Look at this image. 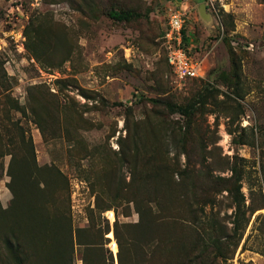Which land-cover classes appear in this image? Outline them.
I'll return each mask as SVG.
<instances>
[{"label":"rangeland","instance_id":"rangeland-1","mask_svg":"<svg viewBox=\"0 0 264 264\" xmlns=\"http://www.w3.org/2000/svg\"><path fill=\"white\" fill-rule=\"evenodd\" d=\"M92 1L139 16L115 21L82 0H0V109L9 96L24 110L10 117L30 134L44 197L65 207L72 231L68 261L49 228L33 243L25 234L26 251L37 247L43 264H264V0ZM169 2L186 10L203 72L179 83L160 45ZM167 105L191 107L188 133H172L185 119ZM10 158L0 157V223L16 214ZM234 181L239 195L226 189ZM17 182L25 195L28 182ZM192 187L209 194V228L190 223ZM0 258L12 264L1 241Z\"/></svg>","mask_w":264,"mask_h":264},{"label":"trees","instance_id":"trees-1","mask_svg":"<svg viewBox=\"0 0 264 264\" xmlns=\"http://www.w3.org/2000/svg\"><path fill=\"white\" fill-rule=\"evenodd\" d=\"M82 2L84 3V5L88 4L87 9L89 11L94 9L93 12H90L91 14H104L115 21H129L132 19H136L139 16L136 11L130 9H115L109 4L99 5V3H97V5L99 6L92 8V6L94 5V2L92 0H82ZM80 4L78 5V7H80V9H83L82 3ZM182 32L186 33L184 25ZM184 40H186V36L184 37ZM3 75L4 74L2 72V75L0 74V77H2ZM151 101L153 103L155 101L157 102V100L153 99H151ZM7 102L8 104L4 105L0 109V157L5 154H8L11 157L7 166V173L11 179L14 180V178H16V181L13 185H10L9 183V188L13 192V195L15 197L14 201L16 205V214L15 216H11L7 223H4V216H2L1 218L2 222L0 223V227L3 226V232L0 234V241L3 251L5 252L6 258H8V260H10V263L12 264H43V252H41L40 250L38 251L37 247L35 249L28 250L27 252V245L25 244L24 240L28 236L29 243H33L34 235L36 232H43L45 229L49 228L56 238V241L58 240V237L62 238L64 244L66 245V256L68 261L69 255L71 253L70 249L72 246V231L70 229L69 217L65 215V207L63 208V206L61 207L59 206V204H55L54 201H47L44 197V182L38 181L35 173L38 174L41 169L45 168L39 167L35 163L30 134L20 125L18 120L12 119L10 117L11 111L24 113V110L22 109L18 101L13 100L9 96H7ZM167 106L169 107L170 111L178 112L185 119L182 125L172 126V133L175 128H178L180 132L183 131V133H188L190 122L186 120V117H188L191 113V110H189L191 109V107L187 105H178L175 107L171 105ZM129 108V106H126V109ZM18 152H20L19 161L26 167L25 169H23V171L21 170L16 174L12 167V157ZM123 159L124 156H121L120 160L122 161ZM146 173L148 177L155 179L159 175V169L150 168L146 171ZM21 178L28 182L25 195H21V190H19L20 195L16 194V192H18L17 185H19L17 180H19L20 183ZM233 183H235V181L232 182V184ZM157 186L161 188L159 184H157ZM239 187V185L235 186L233 184L231 187L228 186L226 189L229 190V192L231 191L234 193H238L239 195ZM191 189L192 190H190V192L192 194V203H190L189 207L191 208L194 205V208H191L189 210L191 213H193L190 223L193 225H197L198 227L203 223L204 225H207V227L208 225L213 226L214 220H205L206 215L203 212V207L207 203L205 199L209 196L208 192L205 189H201L200 194H196L193 190V187ZM233 199L235 200L234 197ZM151 200L155 202L159 201L155 198ZM240 200L241 202L243 201V199ZM133 203H135V205L137 204V202L135 201ZM141 204L142 203H140V205ZM0 210H2L3 212L7 209L1 208ZM235 210L237 212H240L239 201L237 199L235 200ZM51 211H53L54 213H52ZM113 233L117 241V246L119 248L121 243L117 238L118 234L116 228L113 229ZM25 234H27V236ZM207 236L211 237L210 233H207ZM79 237L80 236L77 231L75 234L76 243L84 244V242H82ZM210 239L213 243H217L218 241L216 237ZM40 240L44 243V240L42 238ZM39 247H41V245H39ZM0 264H2L1 258Z\"/></svg>","mask_w":264,"mask_h":264},{"label":"built area","instance_id":"built-area-1","mask_svg":"<svg viewBox=\"0 0 264 264\" xmlns=\"http://www.w3.org/2000/svg\"><path fill=\"white\" fill-rule=\"evenodd\" d=\"M186 10L177 4H166L165 23L160 34V45L165 62L176 83L202 76L200 61L190 53L191 37L183 33ZM186 36V40L184 37ZM111 218L110 216H106Z\"/></svg>","mask_w":264,"mask_h":264}]
</instances>
